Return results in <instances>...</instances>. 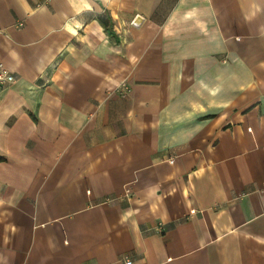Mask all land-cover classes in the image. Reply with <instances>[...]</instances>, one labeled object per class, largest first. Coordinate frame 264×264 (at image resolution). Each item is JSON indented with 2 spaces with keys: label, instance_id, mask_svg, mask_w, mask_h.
I'll return each instance as SVG.
<instances>
[{
  "label": "crops",
  "instance_id": "crops-1",
  "mask_svg": "<svg viewBox=\"0 0 264 264\" xmlns=\"http://www.w3.org/2000/svg\"><path fill=\"white\" fill-rule=\"evenodd\" d=\"M0 264H264V0H0Z\"/></svg>",
  "mask_w": 264,
  "mask_h": 264
},
{
  "label": "built area",
  "instance_id": "built-area-1",
  "mask_svg": "<svg viewBox=\"0 0 264 264\" xmlns=\"http://www.w3.org/2000/svg\"><path fill=\"white\" fill-rule=\"evenodd\" d=\"M13 81L14 77L0 63V85L12 83ZM126 264H130V262L128 261Z\"/></svg>",
  "mask_w": 264,
  "mask_h": 264
}]
</instances>
